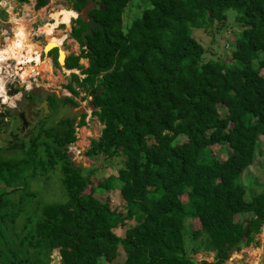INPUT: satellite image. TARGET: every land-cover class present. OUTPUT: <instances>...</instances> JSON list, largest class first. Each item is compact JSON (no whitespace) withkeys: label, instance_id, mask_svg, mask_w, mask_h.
Here are the masks:
<instances>
[{"label":"trees","instance_id":"obj_1","mask_svg":"<svg viewBox=\"0 0 264 264\" xmlns=\"http://www.w3.org/2000/svg\"><path fill=\"white\" fill-rule=\"evenodd\" d=\"M68 1L74 11L88 2ZM96 1L88 14L109 28L93 30L84 43L80 33L86 21L74 19L70 37L80 52L68 55L64 67L82 69L85 77L72 73L66 87L78 94L76 83L92 96L91 113L103 125L85 154L124 157L117 174L97 187L119 191L125 212L109 199L85 193L92 172L84 174L67 153L85 114L78 121L61 119L67 124L61 132L42 128L28 146H18L23 157L0 150V218L14 221L28 213L24 223L30 229L19 243L25 242L36 260L27 251L21 257L11 251V257L15 264L23 258L50 264L58 249L61 264H112L119 258L118 264H226L234 251L254 242L264 223V190L246 200L241 181L264 135V0H148L127 27L122 15L131 0ZM47 2L36 0L34 7ZM229 10L241 27L234 33L231 62L203 61L205 50L193 29L222 27ZM80 58L88 60L86 68ZM67 101L77 105L71 97ZM218 104L226 107L224 116ZM51 105L56 108L54 99ZM179 135L186 141L176 143ZM214 144L228 145L224 160L211 154ZM55 166L66 199L34 203L35 193L27 191L30 180L39 181ZM19 189L18 201L9 199ZM182 194L201 224L192 236L202 251L213 253L211 261L186 252Z\"/></svg>","mask_w":264,"mask_h":264},{"label":"rangeland","instance_id":"obj_2","mask_svg":"<svg viewBox=\"0 0 264 264\" xmlns=\"http://www.w3.org/2000/svg\"><path fill=\"white\" fill-rule=\"evenodd\" d=\"M35 2L36 0H29L27 3L18 0H0V42L2 45L6 44V35L10 37L13 35L16 25L15 19L22 18L24 19L26 30L29 31L30 34H33L34 32L44 33L39 37L30 38L32 45H34V52L38 51L40 53V51H42V58H48L51 63H54L55 52L58 53V49L60 48L65 52L66 57L73 53L79 54L80 48L78 47V43L75 39L70 37L71 27L76 24L73 19L76 18L78 14H81L80 16L85 18L86 12L98 5L97 1L88 0L86 6L80 11V13L73 11L72 4L68 0H48L46 5L41 8L34 7ZM147 5H149L148 0H131L123 11V27H127L133 19L140 16ZM228 12L225 24L218 29L215 28L216 26H212L208 29H193L192 35L201 43L205 50L202 57L203 61L220 58L227 63L231 62L230 52L233 49L234 33H238L241 30V27L238 26V23L234 19L235 12L233 10H229ZM1 32H3V34H1ZM17 37L28 41V36L22 29L17 30ZM62 37H64L62 42L63 45L61 44L60 48H56L55 51V49L50 50L51 47L47 54L44 53V49L49 42H55L58 39H62ZM16 42L17 40L15 38L11 43ZM25 44L26 43H24L23 46H20L17 51L19 59L28 52V45L25 49ZM79 63L83 65V68L88 66V60L86 58H80ZM12 67L14 68V66ZM25 69L29 70L30 68L26 67ZM81 70L82 69L75 68L66 69L64 65H59V63L55 64L53 72H51V69L49 72L46 71V67H44L42 74H37V86L40 90L39 93H42V96H45L46 92L56 93L62 96H71L76 101L77 105L73 107L72 111H66L64 109L62 113L76 118V121L79 120L82 113L85 114V125L76 128L77 140L73 142V146L77 147L81 152L78 154L75 151L71 152V150L67 149V153L75 165L82 167V172L84 174L92 172L90 173L92 174L90 177L91 183L85 189V193H92L101 201L109 199L112 206H121L120 209L125 212V208L123 207L124 202L121 199L119 191H113L112 193L111 191L108 192L97 187L99 181L117 174L118 169L123 166L124 157L121 155L110 157L99 154L93 157H88L85 154L90 146V140L97 139L100 136L103 125L91 113L93 107L89 105V102L92 100L90 95H85L82 88H77L79 91H77L78 94L76 95L68 92V90L64 88L69 81L72 82L70 76L72 73H76L80 78L85 77V74H82ZM260 73L264 75V68L260 69ZM7 77L9 79L12 78V76H6L2 79L8 80ZM35 88L37 87L33 86V90ZM21 92L23 95L27 94L24 90H21ZM21 94L17 93L16 95H11L8 93L6 95L7 100L4 104H2V98L0 96V110H8V116L11 114L14 115L15 113L16 115L21 114L20 112L24 110L23 104L25 102V100H22L21 105H19L18 102ZM15 103H18V109L15 108L16 110L13 111L11 109ZM217 109L222 116L227 112L226 107L222 104H218ZM57 118V115L53 117L51 119L52 122H49L48 119L49 123L47 124H53V120ZM34 121H36V119H34ZM40 128L41 127L38 126V130ZM26 130L27 129L25 128L24 130L19 131L14 125L10 126L8 123H1L0 150L3 155L13 158L19 155L20 157L24 156L18 146L22 143L21 141L24 138L23 135ZM184 141H186L184 135H179L176 139V143H182ZM26 146H28V144H26ZM209 148L211 154L219 160H224L229 155L228 145L214 144L210 145ZM33 180H30L27 191L35 193V196L33 197L34 203L62 202L66 199L59 166H55L53 171L48 172L47 175H44V178H41L39 181ZM241 181L246 188V200H249L253 195L264 190V135L259 137V145L255 152L254 161L252 165L243 172ZM2 188L3 186H1V189ZM10 189L11 187L5 188V190ZM21 192L22 190L20 189L16 190L15 192L10 193L8 197L9 199L18 201ZM180 200L184 203L187 212V217L184 223V244L187 254L198 261L202 259L211 261L213 259V253L202 251L200 249L199 239H194L192 236V232L199 229L201 224L198 217L192 211L187 195L182 194ZM28 201L32 203V200ZM28 208L30 209V207ZM27 215V212L21 213L14 221L0 218V259L3 261L8 259L5 254L10 253L11 251H13L17 257L25 255L26 251L29 253L26 243H19L20 239H23L20 238V236H25L28 229H30V224L26 225L24 223ZM238 217L236 216V218ZM33 218H36L35 214H33ZM29 255L31 260H36L31 249ZM50 260V264H61V256L58 249L52 250ZM119 261L120 258L114 260L112 264H118ZM226 264H264V223L260 232L255 234L254 242L249 246L234 251L226 261Z\"/></svg>","mask_w":264,"mask_h":264},{"label":"flooded vegetation","instance_id":"obj_3","mask_svg":"<svg viewBox=\"0 0 264 264\" xmlns=\"http://www.w3.org/2000/svg\"><path fill=\"white\" fill-rule=\"evenodd\" d=\"M76 12L80 13V11H76ZM88 12L89 11L86 12L85 18L80 16L81 14L80 15L78 14V16H80L83 20H86V18L88 16H91V15L88 14ZM74 19H73V21H74ZM105 26H107V25H105ZM93 30H95V29H93ZM92 34H93V31H92ZM76 42L78 43V47L80 48L79 42L77 40H76ZM57 57H58V53L56 52L55 53V58L53 60L54 63L52 62V64L54 66L56 64L55 60H57ZM57 63H58V61H57ZM68 84H66V85H68ZM73 86L75 87L76 91H79V89L81 88L80 86H77V85L75 86V83H73ZM38 88L39 87L35 88L34 90H31V91L27 92L26 95L21 94L19 102H18L19 105H21L22 100H25V102L23 104L24 110L20 112L21 114L16 115V113H15L14 115L11 114L10 116H8L9 115L8 110L7 111H5V110L1 111L0 110V118H1V114L2 113L5 114V116L3 117L5 123H8L10 126L14 125L15 128H18L19 131H22L25 128L27 129L26 132L23 135L24 138L22 139V141H21L22 143L20 144V146L26 145V144L29 143V141L32 138L33 133L35 132V130L38 131V126L41 127L39 129V131H41L42 133H44L43 129L44 128H48V127H52V130H51L52 132H54L57 129L61 132L64 129V127L67 126L66 123L60 122L61 119H64V118H70L71 119V118H73V117H70L69 115H64L62 113L64 109L66 111H72V109L74 107L72 105V103L70 101L65 102L66 97H71V96H62V95H58L56 93H50V92H46L45 96H42V93H39L40 90ZM64 88H66V90H68V92L72 93L66 86ZM77 88H79V89H77ZM72 94H74V93H72ZM74 95H76V94H74ZM71 98L73 99V97H71ZM52 99H54L55 103L57 104L56 108H52V105H51L52 104ZM44 100H46V103H47V107H48V111L47 112H45L43 107L38 108ZM91 101L89 102V105H90ZM18 103H15L11 110L15 111L16 109H18V106H17ZM2 104H4V103H2ZM56 115L58 116V118L53 120V124H47L49 122H52L51 119L53 117H55ZM8 118H10V119H8ZM34 119H36V121H34ZM48 119H49V122H48ZM15 122H16V124H15ZM46 124H47V126H46ZM0 126H1V122H0ZM5 256L8 259H6V261H3L2 259H0V262L2 264H15L14 261H13L14 258L11 257V252L5 254ZM23 259H24V262L20 263V264H29L28 261L25 260V258H23Z\"/></svg>","mask_w":264,"mask_h":264},{"label":"built area","instance_id":"obj_4","mask_svg":"<svg viewBox=\"0 0 264 264\" xmlns=\"http://www.w3.org/2000/svg\"><path fill=\"white\" fill-rule=\"evenodd\" d=\"M26 29V27H25ZM27 31V30H26ZM28 32V39L30 40L31 37H39L40 35L44 34L42 32H34L33 34H30ZM3 34V32H1ZM10 36L6 35V39H9ZM36 55V53H34ZM43 54L42 51L39 53V57L42 58ZM16 63V64H14ZM51 63V61H50ZM35 64V61L33 62H23L21 64H17V60L10 59V60H3V62L0 64V75L2 78H5L6 76H12V78H8V80H3V90L4 93L7 95L9 90L11 88H17L19 89L17 93H22L21 90H24L25 92H29L33 90V86H37V77L38 75L35 73V71H31L28 76L23 77L21 74L26 70V67H29L30 65ZM52 64V63H51ZM14 66V68L12 67ZM67 69V68H66ZM18 72V74H17ZM34 82V83H33ZM17 93L13 94L16 95ZM0 92V96H1ZM2 98V96H1ZM2 103H5V100L2 98ZM68 149L71 150V152L75 151L78 154L81 152L77 147L73 146V143H70L68 145ZM77 149V150H76Z\"/></svg>","mask_w":264,"mask_h":264},{"label":"bare ground","instance_id":"obj_5","mask_svg":"<svg viewBox=\"0 0 264 264\" xmlns=\"http://www.w3.org/2000/svg\"><path fill=\"white\" fill-rule=\"evenodd\" d=\"M63 39H64V37H62V39L56 40L55 42L48 43L47 46L44 49V53L49 51V49L51 47L53 48V47L57 46V47L60 48V46H61V44L63 42ZM17 40H18V43H20L19 47L23 46L24 41L22 40V38H17ZM60 50H61V48H60ZM34 51H35L34 45H32V43H30V45L28 46V52H27V54H29L28 57L26 55H24L20 59H16L17 60V64H21V63H23L25 61L26 62L35 61V64L30 65L29 66L30 69L29 70H27V69L24 70V72L21 75L23 77H26V76H28V74H30L31 71H35L36 74L41 75L42 71L44 70V67H46V71L49 72L50 69H51V72H53L54 66L52 64H50V60L48 58H40L39 57V52L38 51L34 52ZM34 53H36L35 56L33 55ZM64 56H65V52L61 50V56H60V62L61 63L63 62ZM0 92L2 94L1 96H2L3 100L6 101L7 100V96H6V94L4 93V90H3V80H2V76L1 75H0Z\"/></svg>","mask_w":264,"mask_h":264},{"label":"crops","instance_id":"obj_6","mask_svg":"<svg viewBox=\"0 0 264 264\" xmlns=\"http://www.w3.org/2000/svg\"><path fill=\"white\" fill-rule=\"evenodd\" d=\"M15 21H16L15 24L16 23L17 24L15 25L13 35L11 37H9V39L5 38V42H6L5 45H2V43L0 42L1 43L0 44V64L3 62V60L19 59V56H18L19 54H17V51L20 48L19 47L20 43H18V40H17V38H19V37H17V30L22 29L24 31V33H26L28 36V32L25 29L26 25L24 23V19H22V18L21 19H15ZM15 38H16L17 42L11 43L13 39L15 40ZM23 41H24V43H26L25 44V49H26L27 45L29 46L31 41L29 39H28V41H26V40H23ZM28 55L29 54H26L27 57H28Z\"/></svg>","mask_w":264,"mask_h":264},{"label":"water","instance_id":"obj_7","mask_svg":"<svg viewBox=\"0 0 264 264\" xmlns=\"http://www.w3.org/2000/svg\"><path fill=\"white\" fill-rule=\"evenodd\" d=\"M71 4H73V3H71ZM85 21H86L85 29L82 30L81 33H80V38L83 40L84 43L87 42V36L92 35L93 29L101 28V29L104 30L107 27L104 24L100 23L99 21H96L93 16H88ZM55 48H58V47L55 46V47L51 48L50 50L55 49ZM49 51L45 52V54H47ZM60 56H61V50L58 49L57 61H58L59 65H64L66 56H64V59H63L62 63L60 62ZM90 106H92V101L90 103ZM40 107H43L45 112L48 111L46 100H44L38 108H40ZM248 231H249V226L246 227L245 236L248 234ZM0 264H2V263L0 262Z\"/></svg>","mask_w":264,"mask_h":264},{"label":"clouds","instance_id":"obj_8","mask_svg":"<svg viewBox=\"0 0 264 264\" xmlns=\"http://www.w3.org/2000/svg\"><path fill=\"white\" fill-rule=\"evenodd\" d=\"M92 107V106H91Z\"/></svg>","mask_w":264,"mask_h":264}]
</instances>
